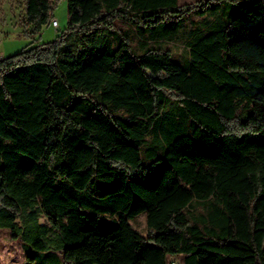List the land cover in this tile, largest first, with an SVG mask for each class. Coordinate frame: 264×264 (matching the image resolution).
Returning <instances> with one entry per match:
<instances>
[{"label": "trees", "instance_id": "trees-1", "mask_svg": "<svg viewBox=\"0 0 264 264\" xmlns=\"http://www.w3.org/2000/svg\"><path fill=\"white\" fill-rule=\"evenodd\" d=\"M58 1L24 0L30 35ZM67 2L53 42L0 60V230L24 264H264V0ZM187 28L185 59L152 45Z\"/></svg>", "mask_w": 264, "mask_h": 264}, {"label": "rangeland", "instance_id": "rangeland-1", "mask_svg": "<svg viewBox=\"0 0 264 264\" xmlns=\"http://www.w3.org/2000/svg\"><path fill=\"white\" fill-rule=\"evenodd\" d=\"M198 1L200 0H179V5H191ZM24 17V0H0V60L16 55L24 49L53 42L57 34H60L68 26V2L59 0L55 7L54 20L58 22L59 27L55 28L51 24L46 25L39 35H30L34 28L33 26L25 28ZM202 20V18H195L197 24H201ZM189 34L190 28H187L186 32H181L170 41L152 45L171 50L176 57L185 59L188 56ZM166 94L175 96L173 92H166ZM204 212V207L195 204L190 213L199 216ZM131 224L145 237L152 234L148 229L145 213L134 218ZM25 256L22 242L13 240L8 231L0 230V264H24ZM175 262L183 264L184 259L178 257Z\"/></svg>", "mask_w": 264, "mask_h": 264}, {"label": "built area", "instance_id": "built-area-1", "mask_svg": "<svg viewBox=\"0 0 264 264\" xmlns=\"http://www.w3.org/2000/svg\"><path fill=\"white\" fill-rule=\"evenodd\" d=\"M51 24L55 28L59 27V24H58V22L56 20H53ZM171 264H177V262L173 261Z\"/></svg>", "mask_w": 264, "mask_h": 264}]
</instances>
